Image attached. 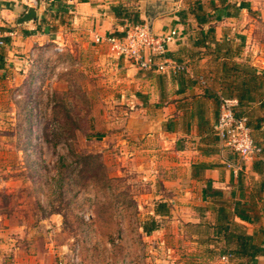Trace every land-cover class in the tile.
I'll list each match as a JSON object with an SVG mask.
<instances>
[{"label": "rangeland", "instance_id": "obj_1", "mask_svg": "<svg viewBox=\"0 0 264 264\" xmlns=\"http://www.w3.org/2000/svg\"><path fill=\"white\" fill-rule=\"evenodd\" d=\"M157 1L99 3L108 6L103 9L108 15L122 4L144 13ZM241 1L250 9L239 16L240 28L232 35L242 47H252L248 43L256 37L264 53V0ZM75 3L0 2V22L20 29L17 18L35 6L36 19L45 22L34 30L44 33L49 45L40 52L34 45L16 52L24 61L15 64L17 74L25 75L21 82L14 72L0 77V231H41L56 246L55 264H176L161 237L142 231L160 190L152 181L162 182L161 176L152 177L155 163L148 166L144 150L138 153L129 140H118L115 125L127 114L116 101L113 65L102 60L113 53L106 42L93 50L83 45L91 34L76 22ZM52 39L63 42L64 51H56Z\"/></svg>", "mask_w": 264, "mask_h": 264}, {"label": "crops", "instance_id": "obj_2", "mask_svg": "<svg viewBox=\"0 0 264 264\" xmlns=\"http://www.w3.org/2000/svg\"><path fill=\"white\" fill-rule=\"evenodd\" d=\"M72 1H76L71 6L76 22L85 24L91 34V41L83 42L87 49L101 47L96 34H112V26L121 33L126 25L116 22L115 14L106 15L103 9L108 6L100 0ZM158 1L177 8L152 18V30L164 34L178 29L167 55L187 63L189 69L143 70L125 57L103 56L104 63L113 65L119 92L116 101L127 114L118 117L116 135L121 142L129 140L136 152L144 150L148 166L155 163L152 177L161 176L162 182L152 181V187L160 190L151 214L164 223L148 237H161L169 257L177 258L176 264H219L225 247L238 245L235 238L228 240L230 235L253 234L254 243L264 249V53L256 37L247 41L252 47H242L238 36L232 35L240 28L239 16L250 8H243L238 16L200 25L190 12L195 0ZM160 10L152 5L140 17L147 22L149 15ZM181 10H186L183 18ZM42 22L35 19L20 25L23 29L0 22L2 31L15 32L5 37L7 63L0 77L14 72L21 82L25 75L16 70L24 61L16 52H27L33 45L34 52L49 47L45 34L34 30ZM253 27L250 22L248 28ZM204 34L209 35L201 44ZM221 95L238 99L237 113L247 115L255 140L263 146L259 156L243 161L217 135ZM228 164H242V169L236 172ZM160 202L167 204L168 211L156 214ZM56 252L41 231H0V264H55ZM253 261L264 264V254ZM234 262L247 264V258Z\"/></svg>", "mask_w": 264, "mask_h": 264}, {"label": "built area", "instance_id": "obj_3", "mask_svg": "<svg viewBox=\"0 0 264 264\" xmlns=\"http://www.w3.org/2000/svg\"><path fill=\"white\" fill-rule=\"evenodd\" d=\"M14 35V31L5 33L0 29V46L6 44V36L13 37ZM178 36L179 31L176 28L160 34L155 33L148 22H128L120 34L112 33L105 36L96 34L95 40L106 42L113 54L129 59L140 69L187 71L189 69L187 63L167 55L169 44L175 41ZM55 50L64 51V45L57 43ZM62 69L67 71L69 67L66 65ZM237 105V98L220 96V112L215 124V131L226 146L233 149L241 160L246 161L259 156L263 152V146L255 140L248 117L236 114ZM228 165L236 172L242 169V164ZM219 260V264H232L229 255H223ZM59 264H63V262L60 261Z\"/></svg>", "mask_w": 264, "mask_h": 264}, {"label": "trees", "instance_id": "obj_4", "mask_svg": "<svg viewBox=\"0 0 264 264\" xmlns=\"http://www.w3.org/2000/svg\"><path fill=\"white\" fill-rule=\"evenodd\" d=\"M190 6V12L194 15L195 19L200 25L208 24L214 20H220L223 17L238 16L243 8H250V4L247 1H241L238 4L236 1L234 2L231 0H195ZM113 11L117 18L123 20L127 19L133 23L146 22L144 19H141V12L139 10H135L134 8L132 9L127 5L122 4L120 6H114ZM180 14L182 18L185 17L186 10H181ZM211 30L213 31V29L210 28L209 31ZM113 34L120 33L116 31ZM206 35L209 34H204L205 39H201L203 41L201 44L206 42ZM6 57L7 53L5 47L0 46V70L4 69L6 66ZM236 114L245 115L239 114L237 111ZM167 211V204L164 202L158 203L155 207L156 214L163 212L165 213ZM142 227L146 234H151L153 231L161 227V220L157 219L155 215H152L149 219L142 222ZM232 238H235L238 241V245L232 248H229L228 246L225 247L219 258H221L223 255H229L232 264H244V262L235 263L234 259H242L246 257L247 264H255L253 261L254 258L259 254H264V249H262L258 244L254 243L253 234L239 232L238 234L230 235L228 240Z\"/></svg>", "mask_w": 264, "mask_h": 264}, {"label": "water", "instance_id": "obj_5", "mask_svg": "<svg viewBox=\"0 0 264 264\" xmlns=\"http://www.w3.org/2000/svg\"><path fill=\"white\" fill-rule=\"evenodd\" d=\"M153 6H156V7L158 6L159 8H161V10L149 15L147 22L150 27L152 26L151 25L152 18H154L156 15L166 14L177 8V6L173 3H168L164 5L159 1L154 2ZM36 17H38V10L35 6L31 5L20 17L17 18V23L19 25L26 24V23L34 21Z\"/></svg>", "mask_w": 264, "mask_h": 264}]
</instances>
